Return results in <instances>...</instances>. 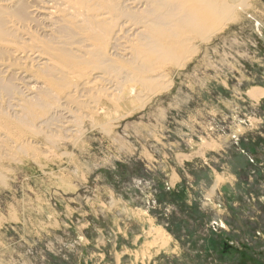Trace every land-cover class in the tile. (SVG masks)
Wrapping results in <instances>:
<instances>
[{"label":"rangeland","instance_id":"1","mask_svg":"<svg viewBox=\"0 0 264 264\" xmlns=\"http://www.w3.org/2000/svg\"><path fill=\"white\" fill-rule=\"evenodd\" d=\"M233 1L228 22L180 67L155 66V88L102 127L71 105L73 134L57 121L11 131L0 264H264V95L250 94L264 89V0Z\"/></svg>","mask_w":264,"mask_h":264},{"label":"bare ground","instance_id":"2","mask_svg":"<svg viewBox=\"0 0 264 264\" xmlns=\"http://www.w3.org/2000/svg\"><path fill=\"white\" fill-rule=\"evenodd\" d=\"M232 4L227 0H0V149L20 143L11 137L12 130L36 136L50 121H57L53 130L72 133L81 122L75 123L71 105L87 110L91 124L102 127L99 120L155 88L161 76L147 75L155 66L180 67L196 48L186 46L209 40L232 18ZM250 94L260 98L264 89ZM48 109L49 119L35 127L37 110Z\"/></svg>","mask_w":264,"mask_h":264}]
</instances>
